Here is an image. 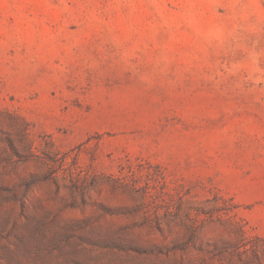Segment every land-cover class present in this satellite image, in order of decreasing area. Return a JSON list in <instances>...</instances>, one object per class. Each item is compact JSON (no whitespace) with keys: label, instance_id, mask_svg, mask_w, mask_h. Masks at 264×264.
Wrapping results in <instances>:
<instances>
[{"label":"rangeland","instance_id":"1","mask_svg":"<svg viewBox=\"0 0 264 264\" xmlns=\"http://www.w3.org/2000/svg\"><path fill=\"white\" fill-rule=\"evenodd\" d=\"M0 264H264V0H0Z\"/></svg>","mask_w":264,"mask_h":264}]
</instances>
